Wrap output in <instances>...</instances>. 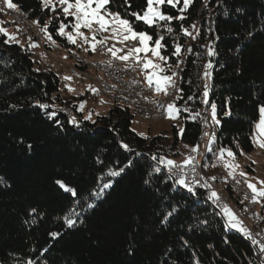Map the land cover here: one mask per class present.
Wrapping results in <instances>:
<instances>
[{
  "label": "trees",
  "instance_id": "16d2710c",
  "mask_svg": "<svg viewBox=\"0 0 264 264\" xmlns=\"http://www.w3.org/2000/svg\"><path fill=\"white\" fill-rule=\"evenodd\" d=\"M12 2L40 31L47 24L54 44L75 50L58 33L61 21L69 25L68 32L74 22L63 17L59 7L54 13L42 7V0ZM129 2L131 8L123 0H112L109 8L131 20L138 31L154 39L165 37L161 51L169 57L171 71L182 61L171 102L179 109L178 124L154 136L138 134L134 114L116 103L93 121L83 119L77 101L88 98L89 91L66 95L58 75L33 59L29 43L21 45L0 33V264L29 260L33 264H258L254 247L227 224L215 201L198 189L189 193L168 179L152 156L180 162L185 151L200 142L201 110L215 104L220 124L211 127V151H206L202 171L242 208L211 159L221 149L233 151L237 158L241 151L248 154L255 149L253 128L264 107V0H207V6L205 0H193L183 11L180 0L175 8L165 5L162 10L174 17L183 15L184 20L159 21L151 28L130 15L142 13L146 0ZM167 27L173 32L168 33ZM181 28L193 35L198 30L199 35L193 40ZM177 43L182 46L178 58L172 54ZM209 47L215 55H207ZM209 62L208 103L204 104L202 70ZM75 64L79 71L91 73L90 67ZM37 101L49 108H39ZM46 112L56 116L50 119ZM196 113L199 116L193 119ZM74 115L79 127L69 123ZM129 161L131 166L119 177L107 175L109 169L118 170ZM156 168L161 171L157 173ZM56 179L85 190L109 181L112 187L101 199L89 201L97 207L80 211L69 194L58 190ZM260 201L258 228L264 232V198ZM71 207L85 218V224L75 229L63 227ZM173 207L177 211L169 224L159 225ZM32 208L37 212L32 213ZM51 232L61 235L53 238ZM181 236L188 245H183Z\"/></svg>",
  "mask_w": 264,
  "mask_h": 264
},
{
  "label": "snow or ice",
  "instance_id": "6c2138e0",
  "mask_svg": "<svg viewBox=\"0 0 264 264\" xmlns=\"http://www.w3.org/2000/svg\"><path fill=\"white\" fill-rule=\"evenodd\" d=\"M7 7L9 9H16L17 5L12 2V0H5ZM112 0H42V7L44 9H49L52 12H56L57 7L60 8V14L63 17H72L73 23L71 24L72 31H66V28L69 26L64 21L59 23L58 33L60 36H66L67 40L72 44H77L78 41L81 43L78 45L80 47H84V45H90V48L93 52L96 51L97 46L105 47L106 51L111 55V57L115 60H119L125 63L128 66V62L131 61L133 65L138 67L144 73V80L149 88H154L156 93H163L164 96L171 95L169 93V88L176 89V81L174 77L178 75L176 71H171V65L168 64L169 57L162 54V49L165 44V37L163 35L157 36L155 39L153 35H150L146 31H138L136 27L133 25V22L124 16L121 15L119 11H112L109 8ZM193 0H183V9L181 11L187 9ZM180 3V0H146L145 8L143 12H131L130 15L135 18L136 21H141L144 25L148 27H154L158 24L159 21L171 22L174 19L184 20L186 17L183 15L174 17L172 15H167L162 10L163 6L168 5L173 8ZM124 6L127 8H131V4L129 0H123ZM205 6H207V0H205ZM237 11H240L238 8ZM58 18V17H54ZM36 24H39L40 21H35ZM193 29H195V25H192ZM82 29H86L91 35H86ZM48 25L45 24L41 31H44L47 34ZM167 32L172 33L173 28L167 27ZM184 36L191 37L193 40L196 39V36L199 35L198 30L196 31V35H193L192 32H189L187 28H181ZM0 33H3L5 36H9V33L2 27H0ZM98 35L101 38H97ZM251 36V32L248 33ZM47 38L49 40L52 39L51 35H48ZM10 40H15V37L9 36ZM109 42H113L109 45ZM18 43V41H17ZM119 44L121 47H117ZM35 46V45H33ZM85 51H88V48H84ZM182 51V46L177 43L175 45L173 55L177 58L180 56ZM191 51V48L188 49ZM208 56L215 55L214 50L209 47L207 51ZM66 58V57H65ZM182 61L178 62L176 67L179 69ZM212 68V64L209 62L205 66V71L203 73L204 77H209L210 73L208 69ZM135 70V68H133ZM168 71H171V75L166 74ZM65 80H70L71 77L65 76ZM136 83V81H133ZM205 90L203 92V96L205 97L204 103L207 104L208 97V86L205 84ZM69 91H74V89L69 88ZM93 91H96L93 89ZM191 99V97H189ZM36 105L41 108L47 110L49 108L48 104L36 102ZM81 110L83 109V105L80 106ZM179 109L175 106L174 103H169L167 105V117L169 119H176ZM259 120L255 125L256 129V138L254 139V143H256L261 149H264V107L259 109ZM46 115L49 118H53L56 116V112L48 113ZM225 115H230V112H226ZM196 116H199V113H196L192 118L195 119ZM85 120H90L91 116H85ZM211 120L214 124L219 125L220 121L216 116V105H211ZM59 123V121H56ZM72 125L79 127V122L75 117H72L69 121ZM183 133V129L180 130L179 134ZM205 136L209 134L207 132L204 133ZM126 150L128 149L127 144L122 145ZM31 148V145H28ZM209 152L211 148L207 149ZM198 151V146L192 147L190 149L191 153H195ZM227 154L229 158L234 160L235 154L233 151L228 149H221L219 159H224V154ZM241 154L242 151H241ZM153 160H157L159 164H162L167 169L168 179H174L175 183L183 188H185L189 193H195V188L192 183L187 182L186 174L184 169L192 165V171L195 172L194 161L195 157L191 154L185 158L181 163H177L172 159H166L163 157L158 158L157 156H152ZM131 161L124 167L119 168L118 170L109 169L107 175L110 177H119L122 172H124L125 167H130ZM224 167L230 169L228 175L234 177V171L239 167L238 164L232 162H225ZM155 171L159 173L161 171L160 168H156ZM241 176H246L247 174L244 172L239 173ZM99 179V178H98ZM212 179H215L213 177ZM55 185L58 186V190H62V193H67L72 198V203L80 208V211H86L87 209H94L97 205L91 201L93 198L101 199L105 194V190L110 189L112 187V182H105L101 185L94 186L91 189H78L73 186H69L62 179H56L54 181ZM145 184H148L149 181L145 180ZM198 183V182H197ZM247 187L252 192L251 200L254 203L261 202L258 198H264V181H260L261 187L258 188L256 184L251 182H246ZM208 187V185H204ZM159 191V189H157ZM210 199L214 201L219 200L218 193L213 191L210 194ZM32 213H36L37 209L32 208L30 210ZM69 213L63 217L64 224L63 227L67 229H75L80 224H85V218L81 217L80 211L76 210V207L69 208ZM177 209L175 207L171 208L166 214H164L158 221L159 225L167 226L169 224V217L173 216V213L176 212ZM223 212L225 216L228 218V224L231 228L236 231L242 233L246 237H250L249 230L242 225V221H240L235 213L225 205L223 208ZM35 222V221H34ZM206 223V221H205ZM86 227V225H85ZM139 227V226H137ZM191 230V229H189ZM135 231V229H134ZM53 238L60 236L59 232H51L49 233ZM183 241V245H188V240H185L183 236L180 237ZM253 243L259 244V251L264 256V243L253 240ZM46 251V249H45ZM169 252L172 251L171 248L168 249ZM133 254V249L129 248V255ZM27 264H33V261L29 260ZM175 264V262H173ZM197 264L199 262L197 261ZM264 264V262H262Z\"/></svg>",
  "mask_w": 264,
  "mask_h": 264
},
{
  "label": "rangeland",
  "instance_id": "374dc122",
  "mask_svg": "<svg viewBox=\"0 0 264 264\" xmlns=\"http://www.w3.org/2000/svg\"><path fill=\"white\" fill-rule=\"evenodd\" d=\"M53 2H55V0H53ZM1 10L3 11V14H5L10 19V16H9L10 13L8 14L7 10H3L2 8H1ZM8 10H11V9H8ZM12 23H13V21H12ZM13 25H14L16 31H18L19 27L15 26L14 23H13ZM35 28H37V25H35L32 28L33 32H37L35 30ZM37 29L39 31L36 33L37 37H35V39H34L33 34H31V36H30V38L32 39V44H30L29 49L33 53V59L36 60L38 63H40L41 66H44L46 68H50L54 73H56L58 75V77L60 79V86H61V88L64 89L66 95H69L70 97H74L79 93L83 94L86 90L89 91L90 96L88 98L81 99V100L77 101V103L79 104V107H78L79 112L82 113L83 119L85 116L90 115L91 116L90 121H93L97 116L105 115L108 111L109 106L112 105L113 102L109 101L108 98L101 97V96L98 98H94L95 100L92 99L93 98L91 96V92H92L91 86L92 85H90V82L87 79H84L81 76H79L77 73H73V72L77 71L75 68L76 65H75V60H74L76 57L75 56L76 54H78V56L80 55L81 57L84 56V58L89 62H94L92 60L90 61V59L87 58L86 54H84V51H85L84 48L91 49L90 45H84V47L82 48V47L78 46L81 43L80 41H78L77 44H75V50L73 52H69L68 50L62 49L57 44L56 45L58 47L51 50L50 45L53 43V41H51L47 38V36H48L47 34H43L39 30V28H37ZM82 31H84L86 35H89V36L91 35V33H89L86 29H82ZM21 37L24 38L25 44H28V39L25 38L27 36H25V37L21 36ZM33 45H35V46H33ZM116 46L121 47V45H119V44H117ZM79 49H82L84 51L81 52V50H79ZM96 52L100 53L97 50H96ZM102 54H103V57H102V59H103L105 57V54L104 53H102ZM120 66H122V65H120ZM91 71L93 72V73L92 72L91 73L94 76L98 75V74H96L97 73L96 71H93V70H91ZM65 76H69V77H71V79L65 80L64 79ZM174 79H175V77H174ZM69 88L74 89V91H69ZM149 99H151V100L154 99L153 93H151L147 96V100H149ZM81 105H83L82 110L80 107ZM211 105L209 108L210 111H211ZM74 117L77 120V116L74 115ZM135 123H137V125ZM133 124H134V126H133L134 130L138 134L144 135V136H154V135L160 133L161 131L169 129L171 124H178V120H177V118L176 119H169L167 117V112L163 118L157 119V120L141 119L139 116L134 114ZM208 124H209L208 126H210V128H211V126L213 125V122L211 121V117L208 119ZM210 130H209V133H211ZM190 153H191L190 150L187 153L185 151V153L182 155V158L184 159L185 156L188 157L190 155ZM218 156H220L219 153H218ZM241 156L242 157H238V158L235 156V158L233 160L232 158H229L225 152L224 159L223 160L219 159L221 161L222 168L229 173V171H231V170L224 167L225 162H232V163L238 164L239 167L235 169L234 177H240V178L244 179L245 182H251L253 184H256L258 188H260L261 184L259 182L264 181V149H261L257 145L256 151L254 149L251 153H248V154L243 153V154H241ZM251 159L254 162L255 172H251L247 168L249 166L248 162H250ZM216 167L222 171V173L224 175V180H225L226 175H225V172L223 171V169L221 168V166L219 165ZM240 172H244L247 175L241 176L239 174ZM200 175L204 176V178L207 181L210 180L209 182L211 183V186H212V192L215 191L218 194L220 193L219 195H221L223 200L225 199L224 200L225 204L229 208H233V210H237L236 206L229 199H227V195L218 189V188L222 189L221 184H218L219 186L214 185V182L211 179H209V177L203 173L202 168L200 171ZM230 177L233 178L232 176H230ZM225 183H226V181H225ZM214 187H216V188H214ZM246 188L250 192V195H252L251 190L247 187V183H246ZM261 200H262V198H261ZM254 205L256 208V216L261 215V213H262L261 202H259V203L253 202V206ZM242 207H243V209L242 208L239 209V216L241 215L240 216L241 220L245 223L244 225L249 230L253 229V228H254L253 230H255V221L253 220V217L251 216V212L245 214L244 213L245 209H244L243 203H242ZM243 213H244V215H243ZM227 224H228V222H227Z\"/></svg>",
  "mask_w": 264,
  "mask_h": 264
},
{
  "label": "bare ground",
  "instance_id": "6f19581e",
  "mask_svg": "<svg viewBox=\"0 0 264 264\" xmlns=\"http://www.w3.org/2000/svg\"><path fill=\"white\" fill-rule=\"evenodd\" d=\"M0 7L3 10L9 9V8H7V4H6L5 0H0ZM11 11L16 12V16H20L21 19H23L24 22L27 24L28 30L22 31V27H21L19 21H16V19L13 17L12 14L9 15L11 21H13V23L16 24L17 27H19V29H18L20 31L19 34H21L23 37L27 36L29 45L32 44V39L30 38V36H31V34H33V38L35 39V37H37L36 33L39 32L38 29L35 28V30L37 32L32 31V28L35 26L34 23L30 22L27 19L26 15L23 14L20 10L11 9ZM98 37H99V35H98ZM54 48H57V45L52 43L50 45V49L52 50ZM79 50H81V52L84 51L82 49H79ZM96 50L98 52L105 54V57L100 61L89 62L84 58V56L81 57L80 55L78 56V54L75 55L76 57L74 60H75V62H78V64L80 62V64L82 63L83 65L90 67L91 70L96 71L97 72L96 74H98L97 76H94L92 74L93 73L92 71H91L92 73H88V72L84 73L82 71H79V69H77L78 68L77 66H76L77 68L75 67L77 71L76 72L72 71L73 73H77L79 76H81L84 79H87L90 82V85H92L91 86V90H92L91 96L93 98H98L100 96L108 98L109 101H112L113 103H116V104H119L121 106H125V107L129 108L133 114L139 116L141 119L157 120V119L163 118L164 117L163 115L166 113L167 105L172 102L173 98L175 97V95L177 93L178 75L175 77L176 89L174 90L172 88H169V93L171 95L164 96L162 94L160 97H155L153 99V100H156L158 102L157 106H156L155 104H150V101H146L147 96L149 94L153 93L154 88H149L148 86H145L142 83L141 77H140V74L142 73V71L138 67H136L132 63L129 64L128 66H120L119 63L117 62V60L113 59L111 57V55L106 51L105 47H101L98 45ZM84 54H85V51H84ZM102 64H104V66H96V65H102ZM105 67L110 69V74L105 71ZM133 68H135V70H133ZM122 69H130V70H122ZM173 71H176L178 73L179 69L175 68ZM204 71H205V67L202 70L203 86H205V84H207V86H208V77H204V75H203ZM208 71H209V69H208ZM85 72H86V69H85ZM133 81H136V83H133ZM125 86H132V88L125 89ZM93 89H95L96 91H93ZM108 89H112V91L108 90ZM201 111H202V133H203V129H204V133L207 132L209 135L208 136L204 135V139L202 140V143L200 144V142H199V144L197 145L198 147L199 146L200 147H199L198 156L195 159V173L199 174V175H200V171L202 168L201 167L202 161L206 155V151H207V148L209 145L208 144L209 138L211 135L209 133V130L211 128H210V126L205 125V121H204V119H205V107ZM206 112H207V122H208V119L211 117V111H210V109L206 108ZM135 124L137 125V123H135ZM190 154L192 155L194 153H190ZM214 156H218L217 151H216ZM177 163H179V162H177ZM211 163L215 167L219 166L218 163L212 162V159H211ZM158 166H160L163 169V171L167 174V169L164 165L158 163ZM236 178H238L239 181L243 182V186H245V188H246V182L244 181V179H242L240 177H236ZM225 181H226V185H228L230 187V189L232 190L234 195L239 197V199L241 200V203L244 204V209H245L244 213L245 214L250 213L251 208L245 199V195L242 194V190L238 189L236 187L235 183L232 182V180H227V178H225ZM214 188H216V187H214ZM219 194H218L219 198H222L221 195H219ZM208 197H210V196H208ZM251 197H252V195H251ZM206 199L209 200L207 198V196H206ZM258 199L261 200V198H258ZM251 204L253 205L252 200H251ZM214 207L218 210V212L222 215V217L225 220V216L223 215L222 210L220 209V207L216 201L214 202ZM254 207H255V205H254ZM242 209H243V207H242ZM237 210H235V211L239 213L238 208H237ZM244 213H243V215H244ZM257 218H259V216H257ZM240 221H242L241 218H240ZM244 224L245 223L242 221V225L244 227H246ZM253 229H250V230L248 229V230L253 231ZM258 232H259L260 236H263V241H264V232L262 231V229L258 228ZM246 238L248 239L250 244L254 247L255 253L257 254V247L254 246L251 238H249V237H246ZM257 257H258V255H257ZM258 264H262V262H260L259 259H258Z\"/></svg>",
  "mask_w": 264,
  "mask_h": 264
},
{
  "label": "built area",
  "instance_id": "2783aa9c",
  "mask_svg": "<svg viewBox=\"0 0 264 264\" xmlns=\"http://www.w3.org/2000/svg\"><path fill=\"white\" fill-rule=\"evenodd\" d=\"M7 11H8V13H10V14L13 15V17L16 19V21H19V23H20V25L22 27V31L23 30H28L27 29V24L24 22L23 19H21L20 16H16V12H12L11 10H7ZM96 66H104V64H102V65H96ZM122 70H130V69H122ZM105 71L110 74V69L109 68L105 67ZM130 88H132V86H125V89H130ZM108 90H111L112 91V89H108ZM146 101H150V104H155L156 106H157V103H158L156 100H151V99L146 100ZM165 115H166V113L163 116H165ZM204 121H205V125H209L208 122H207V112H206V108H205V119H204ZM203 139H204V129H203V133H202L201 138H200V144L202 143V140ZM199 147H198V151L195 152L194 154H192V156H194L195 159L198 156ZM212 162L218 163L221 166V168H222V164H221V161L219 160V157L218 156H213L212 157ZM194 166H195V161H194ZM223 171L225 172V175H226L227 180H232V182L235 183L236 187L238 189H241L242 190V194L245 195V199H246L248 205L251 208V216L253 217V220L255 221V230L249 231L250 237H251V240H252V243H253V240L258 241V242H261V243H264L263 236H260V234L258 232L259 218H257V216H256V208L253 205H251V195H250V192L245 188V186H243V182L239 181L238 178H236V177L235 178H231L228 175V172L227 171H225L224 169H223ZM184 172L186 174V180H187V182L192 183L193 186H194V188L202 191L204 193V195L210 196V194L212 192V186H211V183L204 178V176H200L199 174H196L195 172H193L192 171V165L187 166L184 169ZM205 184L208 185V187H205L204 186ZM216 202L219 205L220 209L222 210L223 215L225 216V214L223 212V208L225 206V203H224L223 198H219V200L216 201ZM230 209L235 213V215L237 216V218L240 220L239 213L236 212L235 210H233V208H230ZM225 220H226V222H228V218L226 216H225ZM253 244H254L255 247H257V255H258L259 261L260 262H264V256H262V254L259 251V244H257V243H253Z\"/></svg>",
  "mask_w": 264,
  "mask_h": 264
},
{
  "label": "crops",
  "instance_id": "0c3cea01",
  "mask_svg": "<svg viewBox=\"0 0 264 264\" xmlns=\"http://www.w3.org/2000/svg\"><path fill=\"white\" fill-rule=\"evenodd\" d=\"M0 27H2V28H4L8 33H9V36H13V37H15V40H12L13 42H17L18 41V43L19 44H21V45H24L25 44V40H24V38H22L21 36H18L17 35V33H16V29H15V27H14V25H13V23L10 21V19L5 15V14H3V11L1 10V8H0ZM9 36H7L8 38H9ZM98 39L99 38H101L100 36L99 37H97ZM68 41V40H67ZM68 43H69V41H68ZM111 43H113V42H109V45L111 44ZM72 44V43H71ZM74 45V44H73ZM74 47H75V45H74ZM88 53L86 54V56H87V58L88 59H90V61L92 60V61H100L101 59H102V57H103V54L100 52V53H97L96 51L95 52H93L91 49H88V51H87ZM118 61V63L120 64V65H122V66H126L125 65V63L124 62H122V61H120L119 62V60H117ZM132 62L131 61H129L128 62V65L129 64H131ZM140 77H141V81H142V83L145 85V86H147V84H146V82H145V80H144V73L142 72L141 74H140ZM86 91H88V90H86ZM85 91V92H86ZM153 94H154V98L155 97H160L163 93H156L155 92V90L153 91ZM90 95V94H89ZM257 123V122H256ZM256 123H255V125H256ZM255 125H254V128H253V134H252V138H253V142H254V139L256 138V129H255ZM254 145H255V151H256V148H257V144L256 143H254ZM219 157V156H218ZM242 157V156H241ZM185 158H187L186 156H185ZM184 158V159H185ZM184 159H182L179 163H181ZM178 162V161H177ZM249 163V166L247 167L248 168V170L249 171H251V172H255V170H254V162L252 161V159L250 160V162H248ZM260 187V186H259Z\"/></svg>",
  "mask_w": 264,
  "mask_h": 264
}]
</instances>
